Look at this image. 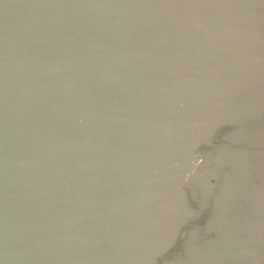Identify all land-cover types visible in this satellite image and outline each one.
<instances>
[{
  "label": "water",
  "instance_id": "1",
  "mask_svg": "<svg viewBox=\"0 0 264 264\" xmlns=\"http://www.w3.org/2000/svg\"><path fill=\"white\" fill-rule=\"evenodd\" d=\"M225 127L260 207H214L171 264L264 246V0H0V264H164Z\"/></svg>",
  "mask_w": 264,
  "mask_h": 264
},
{
  "label": "flooded vegetation",
  "instance_id": "2",
  "mask_svg": "<svg viewBox=\"0 0 264 264\" xmlns=\"http://www.w3.org/2000/svg\"><path fill=\"white\" fill-rule=\"evenodd\" d=\"M232 131L233 129L229 127L220 129L208 148L200 147L198 149L193 173L195 176L190 174L186 179V191L190 207L199 211V216L182 229L178 244L165 255L164 264H171L176 259L181 261L184 259L185 252L183 247L191 234L198 233L199 236L209 237L211 233L207 234L205 228L213 216L214 207H260L259 203H255L259 196H257L258 191L254 194L251 190H247V186L252 183L253 186L258 187V190L263 185V181L257 176L256 171L248 173L247 177L251 176V180L244 176L242 185L245 184L247 186L242 191H233L232 193V191L227 190L230 181L228 177H232L231 171L233 168L230 162L227 161L228 155L235 152L249 153L257 151V149L237 146L232 141L225 140L224 138ZM260 151L264 153V149ZM193 177L195 178L194 186H191L189 181ZM203 187H205L204 190ZM255 255L257 257L256 264H264V246Z\"/></svg>",
  "mask_w": 264,
  "mask_h": 264
}]
</instances>
